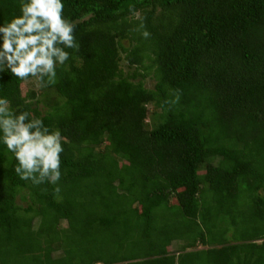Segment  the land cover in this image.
Listing matches in <instances>:
<instances>
[{
  "label": "trees",
  "instance_id": "16d2710c",
  "mask_svg": "<svg viewBox=\"0 0 264 264\" xmlns=\"http://www.w3.org/2000/svg\"><path fill=\"white\" fill-rule=\"evenodd\" d=\"M63 4L80 47L57 82L0 72L64 138L58 185L0 143V264H264V0ZM19 15L0 0V26Z\"/></svg>",
  "mask_w": 264,
  "mask_h": 264
},
{
  "label": "clouds",
  "instance_id": "9594fccd",
  "mask_svg": "<svg viewBox=\"0 0 264 264\" xmlns=\"http://www.w3.org/2000/svg\"><path fill=\"white\" fill-rule=\"evenodd\" d=\"M19 10V16L0 26V72L9 70L20 81L35 78L42 88L54 85L57 66L69 59L65 49L79 51L75 24L64 17L63 0H19ZM142 36L150 33L144 30ZM9 105L0 98V143L16 161L15 174L34 186L58 185L64 151L60 131H50L32 113L17 114ZM54 191L59 193V187Z\"/></svg>",
  "mask_w": 264,
  "mask_h": 264
},
{
  "label": "rangeland",
  "instance_id": "374dc122",
  "mask_svg": "<svg viewBox=\"0 0 264 264\" xmlns=\"http://www.w3.org/2000/svg\"><path fill=\"white\" fill-rule=\"evenodd\" d=\"M120 67L123 69V71H126L127 70V72L128 71H130L132 68H126L125 66H124V64H123V62H121V64H120ZM143 84H144V86L146 87V88H150L151 87V85H152V80H150L149 78H145L144 80H143ZM35 89L36 88V82L34 81V80H30V81H28V82H24V84H22L21 85V89L23 90V91H25L26 89ZM147 108H148V110L150 111L151 110V105H147L146 106ZM177 244H178V242H172L171 244H170V249H171V252L173 253V252H177L178 250H177ZM178 246H179V244H178Z\"/></svg>",
  "mask_w": 264,
  "mask_h": 264
}]
</instances>
